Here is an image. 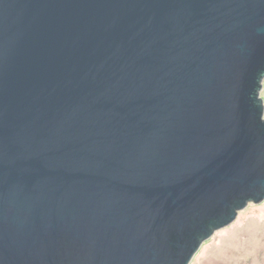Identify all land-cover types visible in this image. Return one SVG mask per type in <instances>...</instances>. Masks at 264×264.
Instances as JSON below:
<instances>
[{"label":"water","instance_id":"95a60500","mask_svg":"<svg viewBox=\"0 0 264 264\" xmlns=\"http://www.w3.org/2000/svg\"><path fill=\"white\" fill-rule=\"evenodd\" d=\"M264 0H0V264H191L264 201Z\"/></svg>","mask_w":264,"mask_h":264},{"label":"rangeland","instance_id":"374dc122","mask_svg":"<svg viewBox=\"0 0 264 264\" xmlns=\"http://www.w3.org/2000/svg\"><path fill=\"white\" fill-rule=\"evenodd\" d=\"M264 101V81L260 93ZM191 264H264V201L250 203L205 241Z\"/></svg>","mask_w":264,"mask_h":264}]
</instances>
